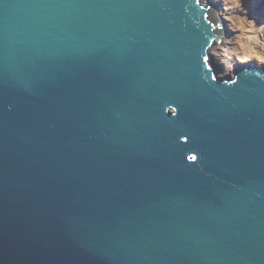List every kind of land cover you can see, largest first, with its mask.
I'll return each mask as SVG.
<instances>
[{
    "label": "water",
    "instance_id": "water-1",
    "mask_svg": "<svg viewBox=\"0 0 264 264\" xmlns=\"http://www.w3.org/2000/svg\"><path fill=\"white\" fill-rule=\"evenodd\" d=\"M212 11L0 0V264H264V67Z\"/></svg>",
    "mask_w": 264,
    "mask_h": 264
},
{
    "label": "bare ground",
    "instance_id": "bare-ground-1",
    "mask_svg": "<svg viewBox=\"0 0 264 264\" xmlns=\"http://www.w3.org/2000/svg\"><path fill=\"white\" fill-rule=\"evenodd\" d=\"M259 13L261 17L251 16L244 21L228 18L222 9H215L211 12L215 21L222 22V16L228 19V22L223 23L224 27L220 30L222 33L220 43L218 45L213 43L210 48V51L215 54L216 65L220 69V74L230 73L233 76L234 70L239 65L253 62L259 68L264 67V42L261 39L260 29L264 21V12ZM227 27L231 28L229 35L225 31ZM234 42L237 44L236 46ZM224 50L227 52V56L223 53Z\"/></svg>",
    "mask_w": 264,
    "mask_h": 264
},
{
    "label": "rangeland",
    "instance_id": "rangeland-1",
    "mask_svg": "<svg viewBox=\"0 0 264 264\" xmlns=\"http://www.w3.org/2000/svg\"><path fill=\"white\" fill-rule=\"evenodd\" d=\"M210 2L214 6L213 10L222 9L228 18H234L235 20L246 21L248 20L249 17L251 16L257 17L260 16L259 12H264V0H210ZM221 18H222V22L221 21H216V22L220 24L222 27H224V24L228 22V19L224 18V16H222ZM226 29L227 30L225 31L229 35L231 28L229 29L227 27ZM260 29H261V39L264 42V21L260 26ZM218 44L219 43H217V45ZM234 45L236 46L237 44H235L234 42ZM223 53L225 55L227 54L225 50L223 51ZM213 55L215 56V54Z\"/></svg>",
    "mask_w": 264,
    "mask_h": 264
},
{
    "label": "clouds",
    "instance_id": "clouds-1",
    "mask_svg": "<svg viewBox=\"0 0 264 264\" xmlns=\"http://www.w3.org/2000/svg\"><path fill=\"white\" fill-rule=\"evenodd\" d=\"M210 1V0H209ZM212 9H213V5H212ZM220 25V24H219ZM222 26L220 25V28H221ZM220 43V42H219ZM213 54V53H212ZM254 63V62H253Z\"/></svg>",
    "mask_w": 264,
    "mask_h": 264
}]
</instances>
